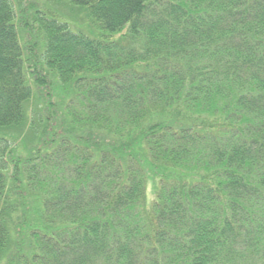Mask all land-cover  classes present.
Here are the masks:
<instances>
[{
    "label": "trees",
    "instance_id": "1",
    "mask_svg": "<svg viewBox=\"0 0 264 264\" xmlns=\"http://www.w3.org/2000/svg\"><path fill=\"white\" fill-rule=\"evenodd\" d=\"M2 260L264 264V0H0Z\"/></svg>",
    "mask_w": 264,
    "mask_h": 264
},
{
    "label": "rangeland",
    "instance_id": "2",
    "mask_svg": "<svg viewBox=\"0 0 264 264\" xmlns=\"http://www.w3.org/2000/svg\"><path fill=\"white\" fill-rule=\"evenodd\" d=\"M58 9H60V8L58 7ZM61 12H63V10ZM74 13H76V14H74ZM74 13L73 14H69V15L73 16L74 18L77 17L78 21L82 20V22L78 23L79 27L84 29L86 32L89 31V28H90V30L93 29V26L91 25V22L86 17H84V14L82 12H74ZM87 27H89V28H87ZM93 32H96V31L93 30ZM148 192H150V190H148ZM3 262H4V260H2L0 264H3Z\"/></svg>",
    "mask_w": 264,
    "mask_h": 264
}]
</instances>
